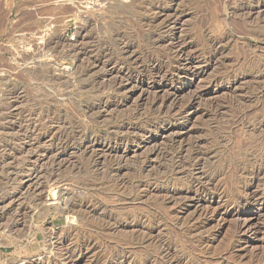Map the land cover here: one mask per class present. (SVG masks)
Returning <instances> with one entry per match:
<instances>
[{"label": "rangeland", "instance_id": "rangeland-1", "mask_svg": "<svg viewBox=\"0 0 264 264\" xmlns=\"http://www.w3.org/2000/svg\"><path fill=\"white\" fill-rule=\"evenodd\" d=\"M0 264H264V0H0Z\"/></svg>", "mask_w": 264, "mask_h": 264}, {"label": "bare ground", "instance_id": "bare-ground-1", "mask_svg": "<svg viewBox=\"0 0 264 264\" xmlns=\"http://www.w3.org/2000/svg\"><path fill=\"white\" fill-rule=\"evenodd\" d=\"M52 191V194H53V199L55 200V199H59V197H60V195H58V191H56V190H51ZM62 194V193H61ZM61 198V197H60ZM63 199V198H62ZM66 204H67V201H66ZM66 210H67V208H66ZM68 210H69V208H68ZM67 210V211H68Z\"/></svg>", "mask_w": 264, "mask_h": 264}, {"label": "built area", "instance_id": "built-area-1", "mask_svg": "<svg viewBox=\"0 0 264 264\" xmlns=\"http://www.w3.org/2000/svg\"><path fill=\"white\" fill-rule=\"evenodd\" d=\"M71 38H74V35Z\"/></svg>", "mask_w": 264, "mask_h": 264}]
</instances>
